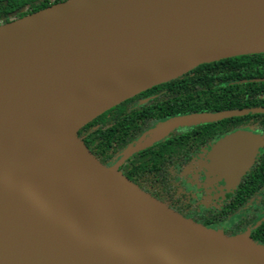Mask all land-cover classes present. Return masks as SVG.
<instances>
[{
  "label": "water",
  "instance_id": "obj_1",
  "mask_svg": "<svg viewBox=\"0 0 264 264\" xmlns=\"http://www.w3.org/2000/svg\"><path fill=\"white\" fill-rule=\"evenodd\" d=\"M259 53L264 0H67L1 25L0 264H264L249 234L182 216L79 135L200 65ZM247 112L170 118L124 158L176 127ZM263 145L248 133L227 137L213 173L239 181Z\"/></svg>",
  "mask_w": 264,
  "mask_h": 264
},
{
  "label": "flooded vegetation",
  "instance_id": "obj_2",
  "mask_svg": "<svg viewBox=\"0 0 264 264\" xmlns=\"http://www.w3.org/2000/svg\"><path fill=\"white\" fill-rule=\"evenodd\" d=\"M254 63L253 72L262 76L243 78L239 83L264 82V53H259ZM154 88L107 111L110 126L119 120L126 121L123 130H116L117 140L113 139L107 152L86 144L87 147L104 165L117 167L130 181L182 216L227 235L249 234L262 243L264 145L239 181L214 174L211 164L219 144L229 136L248 133L264 138V105L222 110L248 112L220 121L176 127L143 150L124 158L129 147L144 136L148 140V133L158 124L176 117L163 110L175 97L166 88ZM251 92L257 93L264 104L263 86L253 87ZM153 101L159 102V109L158 106L157 110L148 109L149 102ZM80 136L87 139V134L80 133Z\"/></svg>",
  "mask_w": 264,
  "mask_h": 264
},
{
  "label": "trees",
  "instance_id": "obj_3",
  "mask_svg": "<svg viewBox=\"0 0 264 264\" xmlns=\"http://www.w3.org/2000/svg\"><path fill=\"white\" fill-rule=\"evenodd\" d=\"M65 1L67 0H0V26ZM258 56L259 54L237 56L203 64L183 76L155 86L154 89L166 88L175 97L170 104L163 106V110L169 112V116H178L264 105L258 94L251 92L253 87H264V82H238L243 78L262 76L253 72V64ZM230 82L234 83L227 85ZM158 103L149 102L148 109L157 110V106L159 109L161 105ZM108 114L109 112H105L79 131V135L87 134L84 142L88 146H94L102 152L110 149L113 139L117 140L116 130H123L126 124V121L119 120L110 126ZM98 123L101 126H97ZM94 126L97 128L94 129ZM262 228L264 233V223ZM253 240L258 242L256 238ZM259 244L264 246V239Z\"/></svg>",
  "mask_w": 264,
  "mask_h": 264
}]
</instances>
